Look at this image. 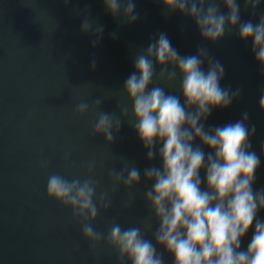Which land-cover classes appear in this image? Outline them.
I'll use <instances>...</instances> for the list:
<instances>
[{
    "label": "water",
    "instance_id": "1",
    "mask_svg": "<svg viewBox=\"0 0 264 264\" xmlns=\"http://www.w3.org/2000/svg\"><path fill=\"white\" fill-rule=\"evenodd\" d=\"M134 2L140 18L126 24L105 11L103 0H0V264H118L116 253L104 243L95 253L91 251L71 210L47 198L46 181L52 172L68 178L83 176V165L95 160V174L101 179L99 191L110 188L108 171L122 167L119 156L134 163L141 173L151 164H160L158 159L151 164L147 160L146 150L127 119L108 146L103 136L91 135L96 113L75 114L81 101L91 103L111 94L112 98L103 100L101 110L119 115L118 99L128 103L120 90L134 71V55L158 34L165 33L181 55L194 54L202 43L191 21L178 13L164 14L161 0ZM241 9L243 20L253 19L243 11L242 0ZM86 12L104 27L96 47L91 44L92 37L80 31ZM262 12L264 0L254 22ZM251 43L241 42L233 33L208 45L210 54L225 68L221 86L240 89L241 94L229 108L213 110L206 127L233 123L244 112L249 114L248 124L256 128L252 150L261 157L254 184L259 190L264 188V111L259 107L264 75ZM166 91L181 95L179 77ZM128 107L131 115V105ZM65 154L70 157L65 159ZM43 160L50 162L48 169L40 166ZM145 187L151 185L146 186L142 178L133 189L131 208L122 207L129 193L121 187L113 197L112 209L100 213L94 228L106 235L113 222L123 227L140 226L150 216L143 199ZM258 218L264 220V211ZM156 226L153 219L152 231ZM253 230L254 225L242 248L246 249ZM152 231L145 234L147 239L152 238ZM165 264H173L167 254Z\"/></svg>",
    "mask_w": 264,
    "mask_h": 264
},
{
    "label": "clouds",
    "instance_id": "2",
    "mask_svg": "<svg viewBox=\"0 0 264 264\" xmlns=\"http://www.w3.org/2000/svg\"><path fill=\"white\" fill-rule=\"evenodd\" d=\"M161 2L166 16L178 13L195 26L202 41L195 53L181 55L168 36L160 33L135 53L134 71L120 90L128 103L118 99L119 115L101 110L103 100L112 98L111 94L75 106L78 117L96 113L91 135L103 136L108 146L127 119L146 150L147 160L151 164L158 159L159 166L151 164L141 173L134 163L119 156L122 167L108 171L110 188L98 191L97 164L89 160L83 165V176L50 173L47 198L71 210L93 253L104 243L116 253L118 264H165V254L173 258V264H264V220L258 218L264 211V188L254 189L261 157L251 144L255 125L249 126V114L244 112L233 123L206 127L213 110L229 108L241 94L240 89L221 86L225 68L210 54L208 45L233 33L241 42L251 40V50L264 75V12L254 22L261 0H242L243 11L253 17L248 20L242 19L241 0ZM103 3L105 11L121 23L134 24L140 18L134 0ZM80 31L89 34L96 47L104 27L86 12ZM112 35L116 37V33ZM91 67L95 69V60ZM178 77L179 96L166 91L176 85ZM259 107L264 111V94ZM69 157L65 154V159ZM40 166L48 169L50 162L43 160ZM142 178L146 186L151 185L143 192L149 218L140 226L123 227L113 222L106 235L97 231L94 222L102 211L112 209L113 197L121 187L129 193L122 207L134 205L133 189ZM153 219L157 224L154 231ZM253 225L251 239L246 249L242 248ZM149 231L151 239L145 235Z\"/></svg>",
    "mask_w": 264,
    "mask_h": 264
}]
</instances>
